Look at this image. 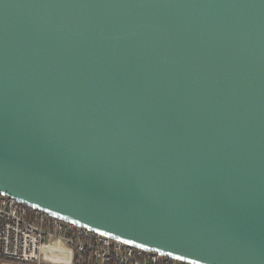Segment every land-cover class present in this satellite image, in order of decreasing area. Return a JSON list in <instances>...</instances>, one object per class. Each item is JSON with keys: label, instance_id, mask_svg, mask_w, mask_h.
<instances>
[{"label": "water", "instance_id": "water-1", "mask_svg": "<svg viewBox=\"0 0 264 264\" xmlns=\"http://www.w3.org/2000/svg\"><path fill=\"white\" fill-rule=\"evenodd\" d=\"M0 193L264 264V0H0Z\"/></svg>", "mask_w": 264, "mask_h": 264}, {"label": "built area", "instance_id": "built-area-1", "mask_svg": "<svg viewBox=\"0 0 264 264\" xmlns=\"http://www.w3.org/2000/svg\"><path fill=\"white\" fill-rule=\"evenodd\" d=\"M56 242L83 264H193L61 221L0 193V264H47Z\"/></svg>", "mask_w": 264, "mask_h": 264}, {"label": "crops", "instance_id": "crops-1", "mask_svg": "<svg viewBox=\"0 0 264 264\" xmlns=\"http://www.w3.org/2000/svg\"><path fill=\"white\" fill-rule=\"evenodd\" d=\"M77 255L68 249L63 243L53 244L52 251L47 253L45 263L47 264H74Z\"/></svg>", "mask_w": 264, "mask_h": 264}, {"label": "trees", "instance_id": "trees-1", "mask_svg": "<svg viewBox=\"0 0 264 264\" xmlns=\"http://www.w3.org/2000/svg\"><path fill=\"white\" fill-rule=\"evenodd\" d=\"M74 264H83V262H80L79 258L77 257Z\"/></svg>", "mask_w": 264, "mask_h": 264}]
</instances>
